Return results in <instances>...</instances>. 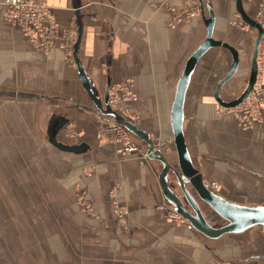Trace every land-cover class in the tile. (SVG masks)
Listing matches in <instances>:
<instances>
[{
  "label": "crops",
  "instance_id": "0c3cea01",
  "mask_svg": "<svg viewBox=\"0 0 264 264\" xmlns=\"http://www.w3.org/2000/svg\"><path fill=\"white\" fill-rule=\"evenodd\" d=\"M43 2L57 26L48 45L40 47L37 39L7 18L8 5L0 0V168H11L17 181V168H35L34 149L42 141V149L58 158L54 162L48 156L41 166L59 168L58 220L73 221L75 229L79 225L82 234L90 235L91 251L103 255L97 259L100 263L207 264L211 256L237 264L259 263L256 257L264 254L244 252L237 237L247 229L211 237L175 212L160 182L162 162L145 154L148 146L142 139L132 134L139 151L122 154L119 141L100 138L102 126L113 117L95 106L74 56L78 43L76 54L103 106L109 89L113 107L154 140L160 139L164 154L176 164L172 121L178 85L207 38V19L213 15V38L232 45L239 62L219 87L229 76L234 53L216 44L196 60L183 101L185 144L217 193L231 202L264 204V107L258 119L244 125L237 106L221 103L240 97L252 74L258 30L241 15L235 23L237 0ZM190 2L199 7L193 16L186 14ZM243 6L254 17L256 1L243 0ZM261 76L264 81V66ZM55 118L59 123L67 119L59 126L57 139L83 144L84 149L62 150L50 140ZM79 191L104 220L85 212ZM197 198L215 227L226 223ZM114 200L130 210L128 230L117 229ZM217 217L222 222H215Z\"/></svg>",
  "mask_w": 264,
  "mask_h": 264
},
{
  "label": "rangeland",
  "instance_id": "374dc122",
  "mask_svg": "<svg viewBox=\"0 0 264 264\" xmlns=\"http://www.w3.org/2000/svg\"><path fill=\"white\" fill-rule=\"evenodd\" d=\"M234 17L235 23H238L240 13L237 12ZM256 86V106L261 107L256 109L259 113L256 118L258 119L264 107L262 76ZM253 121L247 124L251 125ZM105 125L101 128L104 139L100 138L104 141H119L118 138H110L105 134ZM69 131L73 136L72 127ZM119 142L122 145V142ZM42 144V141H38L37 145L35 143L34 150L38 154L34 157L35 168H17V181L11 176V168H0V264H105L97 261L103 255L91 251L90 235L82 234L79 225L75 229L73 221L58 220L57 213L61 211L58 209V203L62 195L59 196V168H41L48 156L54 162L58 158L42 149ZM54 165L57 167L56 163ZM213 184L216 185V182ZM115 191L116 189H113L112 193ZM251 197L247 199L254 201ZM77 198L82 202L87 214L100 220L105 219L103 216L99 217L91 204L82 199L80 191ZM261 203H264V200ZM114 214L117 229L128 230L129 208L114 200ZM215 219V222H222L218 217ZM237 237L242 241L244 252L264 254V233L261 226L255 225L238 233ZM255 261L259 262L257 264H263L264 257H256ZM207 264L237 263L225 257L211 256Z\"/></svg>",
  "mask_w": 264,
  "mask_h": 264
},
{
  "label": "water",
  "instance_id": "95a60500",
  "mask_svg": "<svg viewBox=\"0 0 264 264\" xmlns=\"http://www.w3.org/2000/svg\"><path fill=\"white\" fill-rule=\"evenodd\" d=\"M237 7L242 19L250 25L256 27L258 30V34L254 43L252 74L248 88L240 97L232 102L221 101V103L227 107L236 106L249 96L254 87V82L256 80L258 72L256 58L261 37V27L258 23L255 22L254 18L247 14V12L245 11L243 0H237ZM212 16L210 19H207V38L205 42L201 44L200 48L192 55L178 85L177 96L173 108L172 121L173 130L175 133V142L178 148V162L176 164L171 163V161L164 154L163 148L154 142V138L149 133L139 127L131 119L120 114L112 106L109 89L105 96L106 107L103 106V102L99 98L97 91H95L92 79L89 77L83 63L76 54L75 49L77 48L78 43H76L74 47V56L78 65L81 80L87 88L89 94L91 95L95 106H97L105 114H109L113 117L109 122H114L123 126L131 134L142 139L148 146L145 150V154L148 157L157 158L162 162V168L159 172L160 182L162 184V188L166 198L171 204L174 205L176 213L180 214L183 218L190 220L196 228L205 233L207 236L211 237H219L227 232H241L254 225H261L264 232V204L248 205L231 202L221 194L217 193L204 180L203 172L195 166L184 140L183 101L186 88L189 84L192 68L198 57L201 56V54H203L209 47L216 44H222L234 53V63L232 65L229 76L225 77L221 81L219 87L235 72L239 62L238 53L232 45L227 42L223 43L222 41L215 40L213 38ZM79 28L80 33L77 41H79L81 35V23H79ZM217 95H219L218 90ZM98 108L89 107V109H91L92 111L98 110ZM66 120L67 119H63L62 122L59 123V120L55 118L52 121L50 126V140L62 150L77 152L81 149H84L83 144H70L61 142L57 139L56 133L59 129V126H61ZM197 197L209 204L211 208L219 212V214L226 220V223L222 224L219 227H215L207 219V216L204 213ZM189 206H191V208H188Z\"/></svg>",
  "mask_w": 264,
  "mask_h": 264
},
{
  "label": "built area",
  "instance_id": "2783aa9c",
  "mask_svg": "<svg viewBox=\"0 0 264 264\" xmlns=\"http://www.w3.org/2000/svg\"><path fill=\"white\" fill-rule=\"evenodd\" d=\"M5 2L8 5V9L6 11L7 18L19 26H22L25 32L37 39V45L40 47L47 46L50 42V37L52 36L51 34L56 33L57 26L54 20L53 12L48 4L44 3L43 0H5ZM198 11L199 7H197L195 3L190 2L188 4L186 14L193 16L196 13H199ZM253 18L261 27V37L256 58L258 72L251 93L244 101L236 105L242 117V121H244L246 125H248V122L250 123L252 120L257 118L259 113H257L256 109L261 108L260 105L256 106L258 103L256 98V84L260 79V72L264 66V0H256V11ZM65 42V47H69V42ZM131 95L135 96L136 94L131 93ZM111 102L112 104L115 103L112 98ZM105 126L107 127L105 134L108 137L118 138V140L122 142V145L119 147V151L122 154L139 151L138 142L123 126L117 123H108ZM100 137L103 138L102 130H100ZM154 142L162 148L165 147L160 139H155Z\"/></svg>",
  "mask_w": 264,
  "mask_h": 264
}]
</instances>
